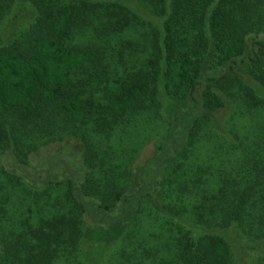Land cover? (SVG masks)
<instances>
[{
  "label": "trees",
  "instance_id": "16d2710c",
  "mask_svg": "<svg viewBox=\"0 0 264 264\" xmlns=\"http://www.w3.org/2000/svg\"><path fill=\"white\" fill-rule=\"evenodd\" d=\"M30 1L35 16L26 51L0 48V123L1 119L13 116L22 122L40 119L52 125L57 123L55 115L67 122L90 123L97 133L109 139L117 127L131 123L135 115L152 109L151 105L158 106L162 96L170 104H186L193 102L196 95L197 108L204 111L222 108L223 97L229 100L237 97L248 110L264 109V41L257 38L264 31V0H130L136 9H130L121 0H73L68 6H59L57 0ZM11 2L0 0V20L9 11ZM138 5L156 18V51L143 68L125 79L109 81L98 74L96 67L90 68L96 58L93 46L80 47L78 42L73 43L74 34L80 37L89 32L93 38L95 34L112 37L135 28L143 23ZM80 77L85 81L82 88H77ZM245 77L258 88L248 84ZM90 93L97 94V101ZM46 113H49L47 117ZM204 120L194 115L188 121L189 144L206 123ZM2 128L0 157L8 153L14 158V152L5 147L8 129ZM46 133L57 138L64 135L56 128ZM73 137L74 133L70 138ZM80 141L86 163L83 168L78 166L63 183L66 189L62 198L70 203L69 213L43 221L35 229L29 225L27 230L16 231L13 225L1 242L2 253L8 258L0 264H52L58 257L74 260L84 239L89 243L101 242L103 248L109 243L108 233L127 239V230L140 214L138 204L144 198L150 205L161 207L164 215L173 210L168 203L161 206L164 191L160 187H155L156 192L154 187L145 188V185L143 189H130L129 167L121 163L109 167L99 149L93 153L89 141L83 137ZM258 142L260 157L247 154L237 175L232 177L231 173L214 196L200 197L193 205L194 227L198 229L194 231L189 223L180 222L175 227L167 219L165 234L169 244H162L159 251L168 255L164 254L157 264H231V230L244 240L264 242V161L260 164L264 158V134ZM37 146H17L16 151L21 153L18 161L14 158L17 164L25 169L31 166L30 154L37 152ZM182 149V145L178 147L177 155ZM170 150L166 139L155 154L156 162L160 164L165 151ZM91 154L89 164L87 159ZM167 161V168L173 164L165 159L163 171ZM9 174L6 183L12 185L11 189L14 177H18ZM52 174H46L45 180L40 177L36 180L42 187L60 186V179ZM165 179L164 176L161 186ZM0 190L7 191L4 196L7 202L14 199L9 185L0 184ZM84 212L97 215L98 224L93 232L83 231ZM99 230L103 233L98 237ZM125 252L124 249L117 255L119 264L130 262ZM81 253L83 261L89 264L91 259ZM259 253L256 264H264V243Z\"/></svg>",
  "mask_w": 264,
  "mask_h": 264
},
{
  "label": "rangeland",
  "instance_id": "374dc122",
  "mask_svg": "<svg viewBox=\"0 0 264 264\" xmlns=\"http://www.w3.org/2000/svg\"><path fill=\"white\" fill-rule=\"evenodd\" d=\"M72 1L57 0L56 3L59 6H68ZM121 1L130 9H136L133 1ZM10 4L9 11L0 20V48L15 47L25 52L26 42L31 40V24L35 9L30 0H12ZM137 9L141 12L143 23L135 28H129L112 37L95 34L93 38L89 32L83 33L80 37L74 34V38L72 37L75 40L73 43L78 42L80 47L93 46L92 51L96 58L90 68L96 67L98 74L109 81L125 79L132 72L143 68L146 60L156 51L154 48L156 18L140 5ZM257 38L264 41V31L258 34ZM98 53L99 56L96 55ZM209 75H212V72ZM80 76L85 78V75ZM81 77V83L78 81L77 88H82L81 84L85 81ZM245 80L248 84L254 85V89L258 88L249 77H245ZM88 95L97 101V94ZM167 101L163 96L160 97L158 106L151 105L152 109L135 115L131 123L125 122L117 127L109 139L97 133L90 123L67 122L55 115L54 119L57 123L52 125L40 119L36 122H22L13 116L1 119L0 128L8 129L5 132L7 137L5 147L14 152L16 160L21 154L16 149L21 144L23 147L38 145V150L30 154L32 165L27 166V169L19 166L8 153L0 157V166L3 167L2 170L0 169V184L9 185V192L11 190L14 197L7 202L4 198L7 191L0 190V263L7 262L8 257L2 253L1 242L8 236V229H12L13 225L16 231L27 230L30 228L29 225L35 229L43 221L55 220L69 213L70 203L62 198L66 189L63 183L70 178V174L74 173L78 166L83 168V163H86L82 157L83 147L80 148L82 137L90 142L93 153L99 149V152L106 156L109 167L121 163L130 168L132 174L130 189L142 188L144 185L145 188L158 186L160 191H164L160 201L161 206L168 203L169 206H173V210L169 209L171 213L164 215L161 207L158 208L156 204L150 205V201L144 198L138 204L140 214L133 221V227L127 230V239L107 232L109 243L104 247L105 249L101 242L92 240L89 243L84 239L80 252L74 260L58 257L52 264H87L83 261L81 252L86 258L91 259L88 261L89 264H97L100 261V264H119L116 258L124 249L130 259L126 264H157L164 254L168 255L159 251L162 244H169L165 234V228L169 223L166 222L167 219L170 218L175 227V224L180 222L185 225L189 223L194 231L198 229L194 227L196 214L194 215L193 205L199 201V198L214 196L223 185L222 181L229 180L231 173H233L232 177L237 175L243 167V160L247 154H254L256 158L262 155L258 153L262 152L261 141H258L264 134V109L248 110V107L240 103L237 97L233 100L223 97L224 106L216 111L197 108L196 95L193 102L186 104L179 102L170 104ZM178 108L180 110H177ZM48 115L49 113H46L45 117ZM194 115L197 119H206L204 120L206 123L189 144L187 123L194 118ZM51 128L60 129L64 135L57 138L56 135L47 134L46 132ZM0 131L2 132L1 129ZM73 133V138L77 137L76 140L70 138ZM166 139L170 143L171 150L165 151L164 157L158 164L155 154ZM17 143L21 144L16 145ZM181 145L183 149L177 155L178 147ZM165 159H169L173 164L169 169L167 161L163 171L161 166ZM260 160L262 164L264 158ZM91 161L92 154L89 156V161L87 159L89 164ZM10 172L18 177H14L15 182L11 189L12 185L6 183ZM51 173H54L52 174L54 178L60 179L61 185L51 184L42 187L36 178L45 180V175L51 176ZM164 176L165 184L161 186L160 182ZM156 190L158 188H155L154 192ZM164 197L170 199L165 200ZM90 214L91 212L81 214L83 231L93 232L98 224L97 215L94 213V217ZM25 222H28L26 228L22 225ZM99 232L96 233L98 237L103 231L99 230ZM151 232L153 234L149 235ZM229 232V242L233 251L231 264H256L264 242H261L262 240L250 242L239 237L233 230ZM154 245L156 248L153 247Z\"/></svg>",
  "mask_w": 264,
  "mask_h": 264
}]
</instances>
